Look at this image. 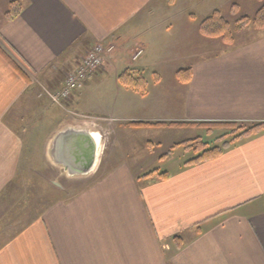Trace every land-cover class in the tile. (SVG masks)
I'll list each match as a JSON object with an SVG mask.
<instances>
[{"label":"crops","instance_id":"crops-1","mask_svg":"<svg viewBox=\"0 0 264 264\" xmlns=\"http://www.w3.org/2000/svg\"><path fill=\"white\" fill-rule=\"evenodd\" d=\"M15 1L22 5L21 14L10 21L5 15L0 22V196L17 180L22 161L32 154L34 139L43 138L48 124L56 121L51 111L57 107L47 96L39 99L44 94L37 83L58 91L95 44L113 43L116 49L100 71L61 108L67 116L87 115L93 120L77 110L91 85L112 72L119 88L140 95L122 85L120 75L130 71L136 76L138 68L146 71L165 37L174 36L170 32L177 19L186 17L191 3ZM227 47L216 58L205 53L198 64L189 65L188 83L180 82L176 70V90L183 100L177 114L121 120L130 129H159L169 135L210 128L200 124L264 123V35L236 37ZM66 118L51 126L39 144L53 161L60 133L88 129ZM133 122L198 125L150 128L132 126ZM176 150L159 158V163L170 160ZM191 159L163 172L139 173L125 163L69 200L47 205L0 246V264H264V130L231 143L214 160L186 165ZM155 170L157 174L143 179L144 173ZM162 173L166 176L160 177ZM175 237L182 238V248Z\"/></svg>","mask_w":264,"mask_h":264},{"label":"rangeland","instance_id":"rangeland-1","mask_svg":"<svg viewBox=\"0 0 264 264\" xmlns=\"http://www.w3.org/2000/svg\"><path fill=\"white\" fill-rule=\"evenodd\" d=\"M12 1L0 0V22ZM262 5L264 0H191L185 9L186 17L177 19L178 23L170 32H174V36L165 37L163 45L150 58L151 62L145 67L146 71L133 68L136 70L135 77L141 73L146 80L145 93L138 95L132 89L126 90L123 86L119 88L112 72H109L104 81L91 85L88 95L77 110L90 114L94 117L93 120L85 117L87 115L67 116V113L47 97L49 103L57 107L51 111V118L53 116L56 121L52 125L48 124L45 136H41L43 138L34 139L32 154L27 162L22 161L17 180L0 196V246L38 217L47 205L58 200H69L125 163L139 173L153 169L163 172L177 167V162L182 164L195 156L194 150H186L181 146L170 160L159 163V158L171 156L172 151L177 149L174 148L176 145L197 138L212 146H222L224 141L221 139L224 137L230 141L235 131L232 128H199L173 131L169 135L167 131L159 129H130L129 124L121 119L129 116L155 119L177 114L183 106V100L177 93L179 83L176 70L188 69L189 65L198 64L205 57V53L208 58H216L229 50L219 39L203 38L199 33L201 23L215 11H220L234 26L241 18H253ZM249 33L264 35V32H256L250 26L242 32H235V37L241 40ZM178 39L182 41L181 45L176 44ZM160 81L162 82L159 84ZM37 87L42 89L40 82ZM45 96L41 95L39 99ZM65 117H68L65 121L84 124L88 131H98L103 137L100 169L93 176H68L39 145L50 134L51 126L60 124ZM96 117L101 119H95ZM105 118L114 120L107 121ZM255 124L257 123H236L239 128ZM149 173H144V176Z\"/></svg>","mask_w":264,"mask_h":264},{"label":"trees","instance_id":"trees-1","mask_svg":"<svg viewBox=\"0 0 264 264\" xmlns=\"http://www.w3.org/2000/svg\"><path fill=\"white\" fill-rule=\"evenodd\" d=\"M168 2L169 4H174L176 0H168ZM234 8L237 7L235 6ZM21 12H22V5L20 4V2L18 1L12 2L6 14V19L9 21L13 20L14 18L18 17L21 14ZM250 26H252V28L255 29L256 31H264V5H262L259 8V10L257 11L256 15L253 18L250 17L241 18L234 26L222 15L220 11H215L213 14H211L201 23L199 27V33L205 39H210V40L219 39L222 41L224 45L232 46L236 40L235 32H242L245 29L250 28ZM2 53L5 54L10 59V57L4 51H2ZM10 61L14 63L12 60ZM14 66L17 67L15 64ZM177 76L180 82L188 83L192 76V70L190 68L182 69L178 71ZM119 82L124 86L135 89L138 92L145 93L146 91L147 83L142 75L135 77L130 71H126L120 75ZM131 125L135 127H150V128H183L186 126H194L198 124L133 122L131 123ZM199 126L210 127L211 129H215L216 127L232 128L235 131H233L234 133L230 141H228L226 137L221 139L222 141H225L223 143V146H212L211 144L204 142L201 138L185 141L179 145H176L174 148L183 146L185 147L186 150L189 149L194 150L196 155L193 157V159L188 161L186 165L199 164L202 162L214 160L218 158L220 155H222L223 148H226L231 143H235L242 139L252 137L256 134L261 133L264 130V123H259L252 125L250 127H241V128H239L234 123L212 124V125L200 124ZM157 173L158 172L156 170L152 171L149 174L145 175L143 179H149ZM163 176L165 177L166 173H162L160 175V177ZM174 239L177 242L178 248L179 249L182 248L183 246L182 238L175 237Z\"/></svg>","mask_w":264,"mask_h":264},{"label":"water","instance_id":"water-1","mask_svg":"<svg viewBox=\"0 0 264 264\" xmlns=\"http://www.w3.org/2000/svg\"><path fill=\"white\" fill-rule=\"evenodd\" d=\"M52 156L70 176H88L96 168L98 143L91 131L68 129L54 142Z\"/></svg>","mask_w":264,"mask_h":264},{"label":"built area","instance_id":"built-area-1","mask_svg":"<svg viewBox=\"0 0 264 264\" xmlns=\"http://www.w3.org/2000/svg\"><path fill=\"white\" fill-rule=\"evenodd\" d=\"M115 49L113 43L108 45L95 44L87 52L77 69L67 75L64 86L56 93H51L43 87L45 94L52 103L64 108L63 101L70 99L74 93L82 90L89 77L96 74L104 66L105 60ZM141 53L139 51L134 59H137Z\"/></svg>","mask_w":264,"mask_h":264},{"label":"bare ground","instance_id":"bare-ground-1","mask_svg":"<svg viewBox=\"0 0 264 264\" xmlns=\"http://www.w3.org/2000/svg\"><path fill=\"white\" fill-rule=\"evenodd\" d=\"M93 136L95 137L97 143H98V156H97V165H96V168L95 170L97 169V167L99 166V163H100V159H101V155H102V152H103V148H104V145H103V137L101 135L100 132L98 131H93L92 132Z\"/></svg>","mask_w":264,"mask_h":264}]
</instances>
